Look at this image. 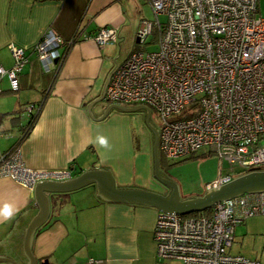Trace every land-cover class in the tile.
I'll list each match as a JSON object with an SVG mask.
<instances>
[{
	"label": "crops",
	"instance_id": "1",
	"mask_svg": "<svg viewBox=\"0 0 264 264\" xmlns=\"http://www.w3.org/2000/svg\"><path fill=\"white\" fill-rule=\"evenodd\" d=\"M123 1L0 0V63L12 65L11 43L23 47L27 58L17 90L10 88L6 75L0 77V154L14 147L32 169L69 167L70 178L101 167L117 187L161 188L152 175L150 135L140 147L131 114L111 109L93 119L88 113V104L100 96L114 65L106 46L84 36L102 26L120 28ZM48 28L62 40L61 57L44 69L33 46ZM95 102L90 109L98 115L108 102ZM28 104L39 105L29 125ZM16 112L19 122L13 120ZM98 134L108 138L109 149L94 143ZM4 202L19 210L10 221L0 222V253L25 264L24 233L38 212L33 189L0 176V204ZM157 213L150 205L103 199L90 185L61 192L51 197L48 216L28 248L36 264L45 259L49 264H181L156 256L152 231ZM233 244L235 253L229 251ZM228 251L264 264V213L234 226ZM0 264L9 263L2 259Z\"/></svg>",
	"mask_w": 264,
	"mask_h": 264
},
{
	"label": "built area",
	"instance_id": "2",
	"mask_svg": "<svg viewBox=\"0 0 264 264\" xmlns=\"http://www.w3.org/2000/svg\"><path fill=\"white\" fill-rule=\"evenodd\" d=\"M146 1L154 20L142 19L135 38L144 43L155 32L157 47L131 50L119 60L104 99L153 108L163 157L181 158L204 148L227 164L206 189L231 180L232 174L264 169V16L258 14L257 0ZM160 14L166 16L164 22ZM116 35V28L102 26L84 37L102 48L115 42ZM61 44L48 28L33 46L44 69L61 57ZM9 50L13 63L9 68L0 63V77L6 75L10 88L17 90L27 58L21 46L11 43ZM38 109L36 104L25 106L28 115ZM5 175L33 189L40 179L68 178L70 168L32 169L13 148L0 154V176ZM261 213L264 192L217 201L206 214L158 211L152 231L156 256L181 264H260L228 248L234 226Z\"/></svg>",
	"mask_w": 264,
	"mask_h": 264
},
{
	"label": "water",
	"instance_id": "3",
	"mask_svg": "<svg viewBox=\"0 0 264 264\" xmlns=\"http://www.w3.org/2000/svg\"><path fill=\"white\" fill-rule=\"evenodd\" d=\"M138 41V38H135V42ZM115 63L116 65L118 64V62ZM108 77L109 74L106 76L100 96L88 104L89 115L93 119H97L102 118L111 109L126 112L133 110L144 111L143 121L150 131L152 175L159 183L169 188V191L167 193H161L138 187H117L109 171L101 167H90L86 171L70 178L57 180L49 178L35 181L33 185V195L34 201L38 204V212L32 217L25 229L22 242L23 251L28 258L25 264H36V259H34L30 253L28 246L36 228L47 218L50 210V199L54 194L72 191L90 185L96 188V193L99 197L106 200L146 204L155 207L158 211L186 214L202 211L209 208L217 201L228 199L242 193L264 192V169L255 167L218 187L207 188L204 193L200 195L182 197L179 193L177 184L159 168L158 129L150 119L151 110L149 107L144 104L123 106L116 103H108L104 105L102 113L98 115L92 113L90 109L91 105H93L95 101L98 102L104 98V90ZM2 259H6L9 264H17L9 256L0 253V260ZM40 264H49V262L45 259L40 262Z\"/></svg>",
	"mask_w": 264,
	"mask_h": 264
},
{
	"label": "rangeland",
	"instance_id": "4",
	"mask_svg": "<svg viewBox=\"0 0 264 264\" xmlns=\"http://www.w3.org/2000/svg\"><path fill=\"white\" fill-rule=\"evenodd\" d=\"M123 2L122 15L124 19L120 23V28L116 27L117 40L115 42H108L105 45L110 52V56L114 59H111L113 65H115V61L125 58L131 50L150 51L157 47V34L155 32L147 36L144 43L135 42V32L140 21L142 19L154 20V15L148 2L146 0H124ZM257 6L258 14L264 16V1L257 0ZM158 19L160 22H164L166 16L160 14L158 15ZM129 113L131 114V121L134 127V138L141 147L144 139L150 135L143 121L144 111L133 110ZM150 119L155 127H158L159 118L153 108H151ZM262 142H264V135H262ZM200 150L194 153L192 157L176 159L166 158L167 165L166 168L164 167V170L177 184L179 193L182 197L196 196L204 193L207 183L213 181L227 169V164L220 161L215 154H203L204 151ZM205 153H208L207 150ZM232 176L235 177L236 174H232ZM234 245L235 244H233L231 248L232 251L229 250L231 253L236 252L233 251Z\"/></svg>",
	"mask_w": 264,
	"mask_h": 264
},
{
	"label": "clouds",
	"instance_id": "5",
	"mask_svg": "<svg viewBox=\"0 0 264 264\" xmlns=\"http://www.w3.org/2000/svg\"><path fill=\"white\" fill-rule=\"evenodd\" d=\"M100 148L109 149V140L104 135H97L94 141ZM18 208L15 205L9 202H4L0 204V222L10 221L14 218Z\"/></svg>",
	"mask_w": 264,
	"mask_h": 264
},
{
	"label": "trees",
	"instance_id": "6",
	"mask_svg": "<svg viewBox=\"0 0 264 264\" xmlns=\"http://www.w3.org/2000/svg\"><path fill=\"white\" fill-rule=\"evenodd\" d=\"M35 115H33V112H31V113H29V120H28V125H29V123L31 124V123H33V121H34V119H35V117H34ZM19 118H20V112H16L15 114H14V117H13V120L15 121V122H19ZM28 129V128H27ZM19 143V142H18ZM17 143V144H18ZM14 148V147H13ZM12 148V149H13ZM203 154H209V152L208 153H203ZM203 154H201V155H203ZM192 156H194V154H192V155H189V156H187V157H192ZM187 157H184V158H187ZM166 158L165 157H163V155L161 154V153H159V167H160V169H164V167L166 168ZM209 212V208H207V209H204V210H202V211H195V212H190V213H186V214H183V215H193V214H199V213H208Z\"/></svg>",
	"mask_w": 264,
	"mask_h": 264
},
{
	"label": "flooded vegetation",
	"instance_id": "7",
	"mask_svg": "<svg viewBox=\"0 0 264 264\" xmlns=\"http://www.w3.org/2000/svg\"><path fill=\"white\" fill-rule=\"evenodd\" d=\"M158 184L160 185V189L158 190V192L161 193H167L169 191V188L165 187L164 185H162L161 183L158 182Z\"/></svg>",
	"mask_w": 264,
	"mask_h": 264
}]
</instances>
